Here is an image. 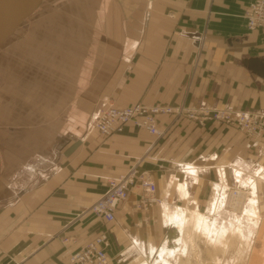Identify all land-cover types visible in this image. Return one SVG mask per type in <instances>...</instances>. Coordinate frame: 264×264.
<instances>
[{
    "label": "crops",
    "instance_id": "crops-1",
    "mask_svg": "<svg viewBox=\"0 0 264 264\" xmlns=\"http://www.w3.org/2000/svg\"><path fill=\"white\" fill-rule=\"evenodd\" d=\"M52 1L59 6L6 49L18 50L7 79L18 76L19 91L0 98L20 104L0 105V264H70L100 233L106 264L173 260L183 239L165 212L205 211L213 184L229 181L226 162L249 150L232 129L200 127L184 114H158L160 136L132 123L103 136L92 116L108 103L264 109V78L243 64L264 60V28L247 29L250 0ZM133 166L159 185L158 204L137 209L131 192L112 221L87 210L107 178ZM196 222L202 230L203 219Z\"/></svg>",
    "mask_w": 264,
    "mask_h": 264
},
{
    "label": "rangeland",
    "instance_id": "rangeland-1",
    "mask_svg": "<svg viewBox=\"0 0 264 264\" xmlns=\"http://www.w3.org/2000/svg\"><path fill=\"white\" fill-rule=\"evenodd\" d=\"M59 2L60 1L54 2L52 0H43L37 7V9L20 23L19 27L15 31V34L11 38H9L2 46H0V91H19V77L16 76V78H11V82L7 79V74L9 73L10 68L18 69V61H14L13 59L14 57L19 56L18 50H10L7 52L6 49L13 42L18 40L21 33L24 32L29 25L38 24V22L36 23V21H39L46 15L52 13V11L57 6H59ZM63 20L64 19L62 18H58L59 26H67V24ZM10 58L13 59L12 62L10 61ZM5 104L19 105V98H0V105L3 106ZM182 108L185 109L184 107ZM205 109L206 108L203 107L194 108L192 109L196 111L194 114L183 113V116L195 121L200 127L206 128L209 125L213 124L215 126L232 129L236 133L237 144L242 146L244 145L246 150H249L250 155H245V151H243L244 147H240L241 152L239 154L237 153L236 157L233 160H231L230 162H226V167L228 168L230 177L229 181L225 182L221 189V192L223 190L224 194L223 201L225 203V206L223 205L220 208L219 213L215 216L216 224H222L224 229L218 230L215 236L213 230L212 234H209L208 232L203 233L201 229L199 231V228L201 227H199V225L196 226V219L202 218V213L204 210L200 211L197 209H184L187 217H189V222L185 224V226H183V232L181 234V236L184 238L182 239L185 240V246H183L182 248L184 249L182 251L180 250V252L177 253V255L174 257V261L166 259V264H177L176 259H178L183 253L187 254V252H189L190 254L187 258L188 264H195L196 261H199L200 263L202 262V264H264V180H259L256 182L258 188L255 195L250 194L245 188H242V191L245 193V197L237 199V201L235 202H238V206H243L246 204V202L249 201L250 197H253L255 198L254 200L257 201V204L260 208L258 209L260 213V218L258 221L259 226H257L256 235L251 242L252 244L250 243V247L244 242V238L242 237V234L244 233L241 228L236 226V228L233 229L227 224V220L232 215H234L237 219L244 220V214H242L241 209L236 210V213L234 214L231 212V209L229 207L230 205L227 204L235 201H230V199L232 198V195H234L235 192L239 189V186H241L240 180L248 178V176L251 175L257 176L259 172L260 167L258 168V165L261 164L260 162L262 153H264V143L262 142V138L264 135V120L261 119L262 115L264 114V109L259 107H241L229 109L232 111L234 121L227 124L217 123L207 118V116L199 113V111H204ZM217 109L226 110L227 108L219 107ZM137 172L140 174H148V172L146 171L137 170ZM152 181L154 182L155 196L157 198V201L151 204L146 203V207H144V205L138 204L137 198L134 205L137 209L147 210L149 209V207L159 203V199L157 196L159 185L155 180H153V178ZM178 183L183 182L180 181ZM213 198L214 196L213 194H211L207 207L210 206ZM195 236L197 237L195 238ZM198 250H200L199 254H197Z\"/></svg>",
    "mask_w": 264,
    "mask_h": 264
},
{
    "label": "built area",
    "instance_id": "built-area-1",
    "mask_svg": "<svg viewBox=\"0 0 264 264\" xmlns=\"http://www.w3.org/2000/svg\"><path fill=\"white\" fill-rule=\"evenodd\" d=\"M243 17L248 30L264 28V0H250L244 10ZM195 112V110H185L182 107L143 105L139 102L122 107L108 103L93 114L91 125L103 136L122 131L128 123H132L151 135L160 136L163 131L157 126L156 116L158 114L173 113L178 116L183 113L194 114ZM199 113L217 123L227 124L234 121L232 111L229 109H205ZM261 119L264 120V114ZM131 192L137 193L138 204H142L144 207H146V203L151 204L157 201L154 182L150 175L138 173L133 166L121 175L107 178L106 190L89 205L87 210L106 221H112L117 205L125 200ZM106 246V234L100 233L71 253L69 262L70 264H106Z\"/></svg>",
    "mask_w": 264,
    "mask_h": 264
},
{
    "label": "bare ground",
    "instance_id": "bare-ground-1",
    "mask_svg": "<svg viewBox=\"0 0 264 264\" xmlns=\"http://www.w3.org/2000/svg\"><path fill=\"white\" fill-rule=\"evenodd\" d=\"M259 167H260V169H259L257 176L251 175V176H248V178H244V179L240 180L241 186H239V189L235 192L234 195H232V198L230 199V201H232V200H235V201L227 204V205H230L229 207H230L232 213L235 214L236 210L241 209L242 214H244V220L237 219V218H235L234 215H232L227 220V224L229 225V227H231L233 229H235L236 226L241 228V230L244 233V234H242L243 235L242 237L244 238V242L249 247H250V243L252 242L253 238L256 235L257 226H259L258 221L260 218V213H259L258 209H260V208L257 204V201L254 200L255 198H253V197L252 198L248 197L249 201L246 202V204L243 206H238L239 205V204H237L238 202L237 203H235V202L237 201V199H241V198L245 197V193L242 191V188L243 189L245 188L247 190V192H249L252 195L253 194L255 195L257 193L258 187H257L256 182L259 180H262V181L264 180V167L262 165H259ZM188 171H190L191 174L195 173V170L193 168L188 169ZM213 186H214V188H213V190H214L213 201L211 202L210 206L206 207V210L203 211V213H202L203 214V216H202V219H203L202 232L203 233L208 232L209 234H212L214 232V236H215V234L218 230L224 229L222 224L221 225L216 224V219H215L216 217L215 216L219 213L220 208L225 203L223 201V196H224L223 190L221 192L223 184L216 182L213 184ZM178 190H179V192L182 190L183 194L186 193L184 183H178ZM164 219H165L166 224L169 223V225H172V227H174V229L176 228L181 233L183 232V226H185V224H187L189 222V217H187L185 211H183V210L179 211V212L176 211L175 213H171V212L166 211L164 214ZM212 230H213V232H212ZM178 238H180V237L178 236ZM177 243L179 246L178 250L182 251L184 249L182 247L185 246L184 245L185 240L178 239ZM178 246H176V247H178ZM162 250H165V248L163 247L161 250H158V254H160L159 252ZM172 252H173V249H170L165 254L166 255L170 254V256H171ZM158 259L159 258L156 256L155 259H152V261H150L149 264H166L165 255L162 256L159 260ZM140 264H148V261L146 260V258H142V260L140 261Z\"/></svg>",
    "mask_w": 264,
    "mask_h": 264
},
{
    "label": "water",
    "instance_id": "water-1",
    "mask_svg": "<svg viewBox=\"0 0 264 264\" xmlns=\"http://www.w3.org/2000/svg\"><path fill=\"white\" fill-rule=\"evenodd\" d=\"M43 0H0V46L11 38L20 23L32 14ZM247 69L257 76L264 78V60L261 58H247L243 60ZM79 144L74 141L64 151L68 155Z\"/></svg>",
    "mask_w": 264,
    "mask_h": 264
}]
</instances>
